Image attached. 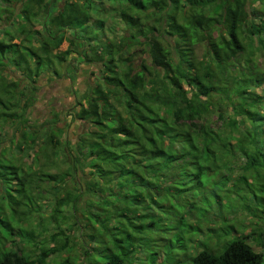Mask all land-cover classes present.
<instances>
[{
  "label": "trees",
  "instance_id": "1",
  "mask_svg": "<svg viewBox=\"0 0 264 264\" xmlns=\"http://www.w3.org/2000/svg\"><path fill=\"white\" fill-rule=\"evenodd\" d=\"M116 1L121 34L101 40L85 36L87 21L105 31L101 5L0 0V122H21L37 78L47 70L58 77L71 54V68L87 64L89 77L71 115L86 130L67 146L53 132H40L35 149H50L48 172L36 187L51 182L48 224L38 235L48 232L51 245L33 257L12 251L0 264H43L72 249L87 254L88 239L116 242L119 233L126 234L124 243L112 253L119 263L126 256L137 261L164 235L166 215L194 211L185 200L213 188L210 176L231 158L264 168V70L256 60L264 49V0ZM39 20L42 30L35 28ZM77 42L82 47L75 51ZM261 262L260 253L235 237L219 253L196 252L190 264Z\"/></svg>",
  "mask_w": 264,
  "mask_h": 264
},
{
  "label": "rangeland",
  "instance_id": "2",
  "mask_svg": "<svg viewBox=\"0 0 264 264\" xmlns=\"http://www.w3.org/2000/svg\"><path fill=\"white\" fill-rule=\"evenodd\" d=\"M46 2L49 7L52 3L61 5L63 0ZM85 2H91L95 9L102 6L104 14L98 16L104 20L105 29L103 33L91 29V24L87 21L89 31H86V37L103 40V34L111 35L109 32L120 36L124 23L113 13V8L120 1ZM11 4L14 5L15 2ZM35 25L36 29L42 30L40 20ZM262 38L264 39V34ZM28 39L26 45H33L31 38ZM65 47L66 43L62 42L58 49L62 51ZM76 47L75 51H78L82 45L77 42ZM73 58L76 56L71 54L61 62L58 77L47 70L44 71L45 75L37 78L38 90L25 108L21 122H0V259L12 251L33 257L42 247L51 245L45 240L48 232L43 233L44 236H38L44 223L48 224L44 219L49 215L52 202L46 187H51V182L42 180L40 186L36 187V180L45 178L44 175L48 172L46 157L50 149L44 151V146H41L42 150L35 149L41 141L40 132L43 136L46 131L53 132L60 143L66 145V142L70 144L78 133L87 128L85 122L71 118L74 101L81 96L85 90V81L89 79L86 72L88 65L79 63L78 69L74 71L71 64H75L76 59ZM256 60L264 70V49L258 52ZM93 67L88 69L93 70ZM23 92L22 99L27 94V91ZM53 123L59 131H56ZM38 134L39 138L35 140V135ZM63 147L57 146L61 150ZM36 157L39 159L35 160ZM209 181L215 183L214 187L201 190L202 198L185 200L186 204L192 203L194 211L187 214L176 211L173 218L166 215L171 220L167 230L164 235L160 234L153 239L155 248H152L150 242L147 249L149 252L139 260L134 261L126 256L119 263L121 256L112 253L117 242L121 246L124 243L126 234L119 233L121 238L116 242L105 240L97 243L88 239L84 243L89 251L87 254L85 251L83 254L81 250L78 253V249H72L68 253L56 252L48 255L43 264H190L196 252L207 249L219 253L235 237H242L246 245L260 253L261 264H264V168L258 164L247 166L236 155L223 164L218 175H211ZM253 213H258L259 216L255 217ZM194 226H199L198 232L194 230ZM22 231L30 235V238L22 236ZM43 240L45 245L42 246L40 243ZM91 251L98 254L90 255Z\"/></svg>",
  "mask_w": 264,
  "mask_h": 264
}]
</instances>
